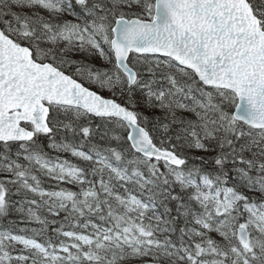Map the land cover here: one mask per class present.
<instances>
[{
	"label": "snow or ice",
	"instance_id": "1",
	"mask_svg": "<svg viewBox=\"0 0 264 264\" xmlns=\"http://www.w3.org/2000/svg\"><path fill=\"white\" fill-rule=\"evenodd\" d=\"M0 264H264V0H0Z\"/></svg>",
	"mask_w": 264,
	"mask_h": 264
}]
</instances>
